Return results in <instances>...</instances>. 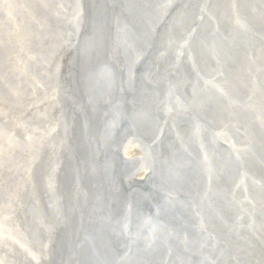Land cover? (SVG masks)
<instances>
[{
  "label": "bare ground",
  "instance_id": "1",
  "mask_svg": "<svg viewBox=\"0 0 264 264\" xmlns=\"http://www.w3.org/2000/svg\"><path fill=\"white\" fill-rule=\"evenodd\" d=\"M27 1L36 9L39 5L42 10L48 6L53 12L58 9L59 30L51 34L47 31V27L50 25L49 30L52 26L47 17L43 20L45 28L44 22L41 24L32 16L27 18V25L36 35L39 45H34L41 58L54 49L55 58L51 56L60 63H57L58 70L63 69L66 73L65 80L59 79L49 85L54 87L52 94L59 97L65 115L72 109L89 117L87 128L80 131L79 136L92 183L84 186L79 183L78 165L71 166L64 158V151V157L61 155L64 165L62 169L60 166L59 173L52 170L57 166V158L55 152L51 154L48 149L39 153L27 148L30 155L26 157L20 152L17 158L21 160L14 164L16 169L23 167L17 169L22 178L21 186L28 194L31 191L32 196L24 203L29 208L34 240L40 244L46 233L53 230L64 239V259L50 253L52 264H264V220L261 218L264 217V206H260L264 205V170L255 169L256 179L260 177L261 180L259 187L247 182L248 173L246 177L237 175L236 184L227 175V168L236 160L237 153L254 168L245 140L249 124L264 139V31H261L264 30V5L258 7L264 0H109L116 9L128 6L126 11L133 10V18L140 20L143 26L147 18L149 23L145 26L149 33L141 34L140 40L132 30L133 24L116 19V12L105 1ZM149 5H154L155 10L146 11ZM153 30L167 36L175 60L165 61L158 72L140 78L143 79L140 88L144 93L147 83L149 88L166 89L163 97L169 98L167 107L173 111L168 113L163 109L165 107L154 105L159 100L151 95H142V99L131 106V113L126 117L130 122L127 127L118 125L114 128L115 136L114 132L109 135L116 138L118 150L130 141L124 155L129 159L130 170L145 175V162H155L158 172L152 185L153 193L157 194L165 182L171 189L191 192L196 189L195 192L219 196L214 206L200 211L210 212L207 221L201 215L197 217L200 227L209 226V230L210 227L214 230L208 241L210 245L221 244L217 252L198 251L196 246L187 243L178 246V254L172 256L162 246V242L168 240L167 235L160 238L156 234L157 242L152 244L153 239L146 230V249L129 251L123 247L115 230L116 215L110 207L115 204L110 197L114 185L108 183L114 181L108 179L106 164L116 151L112 146L107 152L105 134L109 127L102 125V107L98 103L90 104L89 99L97 96L100 101L109 103L110 110H120L117 96L111 90L108 70L111 64L119 65L120 60L133 63L136 58L130 56L133 51L143 55L140 60L144 62L153 42L152 52L164 53V39L162 42L161 37L149 40ZM49 35L51 40H47ZM222 35L227 36L223 43L220 41ZM253 41L254 47L259 45L257 50L250 48ZM237 44L239 47L235 48ZM115 46L121 53L117 58ZM224 56L232 61L226 69L231 77L226 81L224 79L228 77H221L218 71L219 59ZM45 58L40 60V66ZM195 71L202 77L201 81L196 79ZM239 93L240 106L234 105ZM81 101L88 102L81 104ZM189 109L199 112L198 117L216 121L228 139L225 149L214 144L215 140L203 126L181 125L182 121L188 123L195 119L184 115L183 110ZM94 110H97L96 114ZM156 114H165V119L171 121L177 116L179 122H168V126H163L164 122L154 121ZM101 129L104 130L101 132ZM261 145L264 146V142ZM140 158L144 162L136 171L142 163ZM192 162L207 165L204 173L209 175L208 179L195 171ZM7 183L15 193L18 187L12 182ZM226 199L238 200L239 204L248 200L243 208H252L250 218H239L236 214L234 217L233 213L224 215L225 220L218 218L214 214L216 207ZM74 201L78 206L75 208L77 213L70 209L75 205ZM133 204L137 207V200ZM0 227L5 230L0 234L8 233V224L4 220ZM149 227L154 228L153 224L142 225V228ZM218 231L221 232L216 233ZM197 253L202 255L201 258Z\"/></svg>",
  "mask_w": 264,
  "mask_h": 264
},
{
  "label": "water",
  "instance_id": "2",
  "mask_svg": "<svg viewBox=\"0 0 264 264\" xmlns=\"http://www.w3.org/2000/svg\"><path fill=\"white\" fill-rule=\"evenodd\" d=\"M100 1H105V4H107L111 9L116 12V19L121 18V20H123V23L129 22L133 24L132 30L134 31L135 35H137L136 39L140 40L141 34L149 33L145 26L149 23L147 22V18L146 22L144 21L145 24L143 26L140 20H135L133 18L135 17L133 10L126 11V8L128 6H126L125 8L120 7L116 9V7H114L109 0ZM263 5L264 3L260 2L258 7H262ZM153 10H155L154 5H149L146 8V11L151 12ZM168 12L172 13V10L168 9ZM153 31L155 32L151 33L152 36L149 38V40L151 38L161 37L162 42L164 39L166 43L164 47V53L160 54L157 53V51L152 52L154 44L153 42L150 43L151 50L145 54L146 60L144 62H141L140 60L144 56L140 54H135L133 51L130 53V56L136 57L133 61L134 64L130 62V60H127L126 62L125 60H120L119 65L117 63H114L111 64L110 68L108 67V75L110 77L111 90L117 96V105L120 104V110H110L109 103L100 101L97 96L95 97V99H89L90 104L98 103V105L102 107V125L106 128L109 127L108 132H106L105 134V143L109 147L107 149V152H109V149L112 146H115L116 151V155H111V158H109V161L106 164V172H108L107 175L109 177L108 179L114 181V183H110L107 180L109 184H111L112 186L114 185V189L111 187L113 190L112 196L110 197L111 200L115 202V204L112 203L110 207L111 211L115 212L116 218L114 220L112 217V220H114L115 222V230L120 238L122 245H124L123 247L129 251H136L138 248H140L141 250L146 249L145 246L147 244V241L144 240V231L146 230L147 232L149 231V236H151L153 239L151 241L152 244L157 242V240H155L157 239L156 234H159L160 238L164 235H167V242H161L165 251L172 256H176L178 254V246H182L187 243H191L193 246H196L198 251L208 250L209 252H217V249L219 246H221V244L218 242L210 245L208 241L209 237L212 235V232L214 230L211 227L209 230V226L200 227L198 225L199 219L197 217L201 215L207 221L208 214L210 212L202 211L200 213V211L208 208V206H214L216 200L219 199V196H217L216 193L208 194L203 193L201 191L195 192L196 189L192 190L193 192H191L190 190L184 191L177 188L171 189V186H169L165 182L161 185L160 190L157 194L153 193L152 185L155 181L158 172L155 162L152 163L151 160L145 162L147 169L145 175L143 173H136L135 171L130 170L129 159H125L124 157L125 151L130 141L128 140L126 143H124L121 146L120 150H118V148L116 147V138L109 135V132H114L113 134L115 136L114 128L118 127V125H123L124 127H127L130 122H128L129 120L126 117H128V115L131 113V106L133 104H136L140 98L142 99V95H151L153 98H156L157 101L159 100L158 103L154 105H160L161 107H165L163 109L168 113L173 111L172 108L169 109V107H167L169 103L167 100L169 98L165 99V97H163L166 96V89L159 90L155 87L149 88L146 83L147 87L144 86L145 92H141L140 83L143 79L139 80L140 78L145 75L153 74L156 70L158 72L161 66L165 63V61H168L169 59H171L172 61L175 60L172 59L174 57L173 49L172 45L168 44V41L166 40L167 36L165 35L164 37L162 35V32H159L158 30ZM254 35L255 37H258L256 33H254ZM115 37H118V34ZM226 37L227 36L222 35L220 37V41L223 43ZM238 45L239 44H237L235 48H238ZM252 45L253 46L250 48H253V50H257V48H259V45L257 47H254V41ZM160 46L161 44L159 45V47ZM122 51L124 53L123 49ZM114 53L116 58L121 54L119 53L116 46ZM233 54L234 53H231L230 55ZM137 58L139 60L135 65V61ZM222 60L219 59L220 69H218V71L221 77H228L224 79L226 81L229 80V78L231 77L226 73V69L228 68V66L232 65V61L228 58L226 59L225 56L222 58ZM128 70L130 71L129 73ZM194 73L196 75V79H200L201 81L202 77L200 75L197 76L198 72L195 71ZM161 99L163 100V102H161ZM239 101L240 93L235 96L234 105L240 106ZM87 102L88 101H81L80 103L84 104ZM222 103L224 104L225 101H223ZM96 111L97 110H94L93 113L96 114ZM183 111L184 115L188 114L190 117L194 116L195 119L188 120V123L182 121L181 125L191 127L190 124L193 126H196V124H198L200 126H203V128L209 132L210 138L212 140H215L214 144L216 145V143H218V146H221L225 149L226 144L228 143V139L220 131L219 125L213 118L208 120L207 118L198 117L199 112L191 109ZM241 112H244V109ZM66 115L68 121H66L65 130V158L71 166L78 165L79 183L84 186L88 183H92L93 180L90 182L89 172L86 169V161L82 153L79 132H83L87 128V122L89 121V117L86 113L80 110L74 111L72 109H69ZM155 117L156 118H154V121H156L157 119L158 121H160V123L164 122L163 126H168V122H170L171 124L179 122V120H177L178 118H176L177 116L173 118V121L166 120L165 114H161V116H157L156 114ZM130 127L133 128L131 125ZM103 130L104 129H101V132ZM245 140L247 145L246 148L252 159L254 168H251V166L247 162H245L240 155H238L239 153H237L236 160H234V162L228 166L229 169L227 168V175L236 184L237 175L242 174L243 177H246V174L248 173V177H246L248 179L247 182L249 184L252 183L259 187V185L261 184V180L260 177L258 178V180L256 179L258 173L255 172V169L256 171H259V168L264 170V146L261 145L264 142V139L261 137L259 131H257V129H255L249 124V127L245 131ZM200 141L202 142V144L204 143L203 139H201ZM140 160H142V163H140L139 166L135 168L136 171L139 170L140 166L144 162L142 158H140ZM191 166L195 169V171L198 172V174H200L203 179H208L207 176L209 175H206L204 173L206 171L205 169L208 168L207 165L202 166L201 164H199V162H192ZM262 185H264V183H262ZM134 200H137L138 202L137 207H135L133 204ZM247 202L248 200L244 199V202L242 201L241 204H239L238 200L226 199V202H221L218 204L214 214L222 220H225L224 215L231 213H233L234 217L236 214V217L239 218H244V216L250 218V212L252 211V208L248 206L243 208ZM74 204L76 206L72 205L70 209L71 211L77 213L75 211V208L78 206L75 201ZM79 208L78 213L80 212ZM261 218L264 220L263 216H261ZM144 224H153L154 228H142V225ZM220 232L221 231H218L216 233ZM51 239H56L57 241V244H55V246L53 245L55 247H53V252H51L55 253L58 258L64 259L62 250V248H64L63 237L57 235V238ZM170 240L176 242L171 243ZM201 256V254L197 253L198 258H201ZM65 264L67 263L65 262ZM146 264L152 263L147 262Z\"/></svg>",
  "mask_w": 264,
  "mask_h": 264
},
{
  "label": "rangeland",
  "instance_id": "3",
  "mask_svg": "<svg viewBox=\"0 0 264 264\" xmlns=\"http://www.w3.org/2000/svg\"><path fill=\"white\" fill-rule=\"evenodd\" d=\"M58 15V9L53 12L48 6L42 10V5L36 9L27 0H0V224L3 220L8 224V233L0 234V264H52L50 253L57 244L51 239L57 238L56 230L46 233L40 244L31 235V216L24 202L32 195L21 186L17 169L23 167L16 169L14 164L17 154L27 157L30 153L26 150L31 147L39 153L44 149L55 152L57 166L53 171L59 173L64 165L61 155L68 119L49 85L64 79L66 73L58 70L54 49L40 66L44 57L38 53L36 35L27 25L30 16L41 24L47 17L51 34L60 28ZM42 25L45 28V22ZM7 182L18 187L15 193ZM0 231L5 232L4 227Z\"/></svg>",
  "mask_w": 264,
  "mask_h": 264
}]
</instances>
